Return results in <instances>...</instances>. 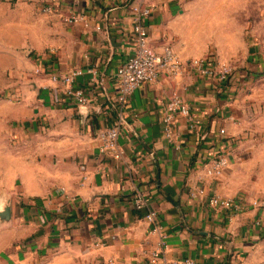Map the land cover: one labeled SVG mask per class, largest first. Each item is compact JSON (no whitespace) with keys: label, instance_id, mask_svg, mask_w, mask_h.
<instances>
[{"label":"crops","instance_id":"obj_1","mask_svg":"<svg viewBox=\"0 0 264 264\" xmlns=\"http://www.w3.org/2000/svg\"><path fill=\"white\" fill-rule=\"evenodd\" d=\"M246 1L0 0V264H136L161 234L169 256L196 264H264V212L251 204L264 196L246 188L235 159L234 122L245 118L246 101L237 74L254 75L262 64L239 16ZM132 3L150 8L143 21L156 50L169 44L183 60L212 54L241 66L224 84L188 67L161 74L117 109L115 71L136 50ZM72 12L84 13L87 26L62 20ZM38 67L83 69L76 84L89 103L67 97ZM173 91L196 125L177 114L179 147L162 131ZM118 117L122 153L114 158L98 150L95 132ZM218 154L228 156L226 168L206 175ZM136 190L148 199L140 209ZM213 195L242 207L213 206ZM148 209L160 232L144 218Z\"/></svg>","mask_w":264,"mask_h":264},{"label":"built area","instance_id":"obj_2","mask_svg":"<svg viewBox=\"0 0 264 264\" xmlns=\"http://www.w3.org/2000/svg\"><path fill=\"white\" fill-rule=\"evenodd\" d=\"M52 5H45L44 11H53ZM150 8L141 6L137 3L131 4L132 28L135 34L136 50L135 53L126 61L121 63L116 71L118 86L115 96L116 108L121 109L126 98L144 82H152L161 74H166L171 77H176L183 74L188 67L194 73L215 79L219 83H226L232 76L233 65L228 60L216 58L212 54H207L202 57H194L188 60H183L172 48L166 44L160 51L156 50L148 39V30L144 24V19L149 15ZM62 20L67 23L83 22L87 26L88 19L84 13L72 12L62 16ZM97 28H100L97 26ZM92 71V69H87ZM35 72L40 75H46L41 68H36ZM83 73V69L75 68L67 73L59 74L57 72L48 74L54 82H60L63 85L65 95L76 101L77 104H87L90 101L89 95L83 87L76 84V77ZM166 113L162 117V131L166 140L175 142V146L179 147L177 142V114L188 118V127L192 130L196 128L195 122L191 115L188 104L176 91H173L166 103ZM122 119L118 117L106 127L99 128L95 132L98 140V150L101 153L111 155L114 158H120L122 153L119 147L117 138L119 135ZM220 133L224 132L220 128ZM200 135L199 131L196 132ZM228 156L218 154L211 158L204 167L205 174L211 177L220 176L228 164ZM147 197L140 191L136 190L133 194V204L137 209L142 208L147 204ZM209 203L213 206H222L230 208L232 211H238L242 207L239 199L233 197H222L213 195L209 198ZM251 204L261 209L264 212V200L253 199ZM157 212L155 209H148L144 218L152 224V232H160L161 226L156 221ZM257 224L260 220L256 221ZM165 235L161 234L160 240L156 248L149 250L142 260L136 264H196L194 258L190 256L174 257L169 256L166 251Z\"/></svg>","mask_w":264,"mask_h":264},{"label":"rangeland","instance_id":"obj_3","mask_svg":"<svg viewBox=\"0 0 264 264\" xmlns=\"http://www.w3.org/2000/svg\"><path fill=\"white\" fill-rule=\"evenodd\" d=\"M239 16L245 21L246 43L256 48L262 64L254 75L237 74L244 80L241 95L246 101L245 118L234 122L238 130L235 159L244 166L246 188L264 196V0H247L246 8L240 11ZM230 62L234 75L241 64L238 59Z\"/></svg>","mask_w":264,"mask_h":264}]
</instances>
